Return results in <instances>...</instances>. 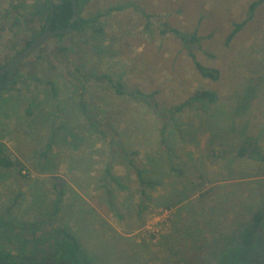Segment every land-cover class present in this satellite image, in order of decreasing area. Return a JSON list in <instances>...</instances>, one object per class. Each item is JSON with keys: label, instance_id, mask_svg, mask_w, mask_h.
Returning a JSON list of instances; mask_svg holds the SVG:
<instances>
[{"label": "rangeland", "instance_id": "1", "mask_svg": "<svg viewBox=\"0 0 264 264\" xmlns=\"http://www.w3.org/2000/svg\"><path fill=\"white\" fill-rule=\"evenodd\" d=\"M254 1L87 0L81 19L123 9L98 20L101 32L53 37L16 67L0 88V146L15 165L0 167V249L57 264L65 231L91 264H227L238 207L247 220L264 197V165L236 156L245 138L264 151V2L224 45ZM47 6L0 0V67L40 34ZM171 29L201 41L186 47ZM202 91L214 102L171 113Z\"/></svg>", "mask_w": 264, "mask_h": 264}, {"label": "trees", "instance_id": "2", "mask_svg": "<svg viewBox=\"0 0 264 264\" xmlns=\"http://www.w3.org/2000/svg\"><path fill=\"white\" fill-rule=\"evenodd\" d=\"M54 10H53V19L52 25L57 22L59 23L58 29H66L68 21L72 16V4L68 0H54ZM87 0H76L77 2V9L78 15L81 12L82 6L86 3ZM264 0H257L254 1L249 6V15L245 21H242L239 24H234L233 29L228 34L225 39L224 45L228 46L229 43L233 40V38L238 34L243 27L249 22L252 18V14L254 13L255 9L260 6ZM47 7H48V14L47 18L49 19L50 16V5L49 0H46ZM123 7H117L115 9L108 10L106 12H98L94 16H90L89 18H79L78 21L72 24V29L74 33L78 36H84L87 33H99L101 32V28L98 25V20L103 16L108 14L112 10H122ZM55 29V26H53ZM172 33L183 45L190 46V45H199L201 38L198 37L196 34H184L178 30L171 29L169 31ZM164 33V31H163ZM30 41H25L24 46H27ZM192 57V56H191ZM194 68L195 70L205 79H209L215 81L217 79V72L215 70L207 69L201 66L197 61H195L194 57H192ZM20 78L33 80L37 83L46 84L50 86L53 90V83L52 82H44L43 80H39L38 78L28 75L27 72H24ZM18 81L16 79H12V83L9 86L10 90H16V85ZM1 85V81H0ZM55 94V92H53ZM117 93L120 95L125 94L129 98L134 101L142 102L148 108L152 110H157L158 106L153 99L152 95H144L138 90H127L121 91L120 86L117 90ZM215 95L207 92L202 91L196 93L189 101L181 106L174 108L171 113L179 112L183 107L188 105L189 103H198L201 101H207L209 103L214 102ZM110 121V119H107ZM108 136L110 137L111 141H117V134L112 131L110 128L103 126ZM236 156L239 158L248 157L250 159H254L256 162L264 165V151L258 145V139L256 138H245L242 141L240 148L238 149ZM15 166L6 156H4L3 146H0V167L9 169ZM137 178L138 182L141 186V197L145 196V183L141 178V173L137 170ZM57 200L60 199L59 195L56 197ZM237 218L233 222L234 230L231 231V236H233V244H235V251L229 254V257L225 256V261L227 264H264V197L256 204L255 211H250L249 219L245 220V213L242 209V206L238 207L236 211ZM60 240L57 241L56 247L57 250L54 252L51 262L57 264H91L90 261L87 259L85 254L82 251L81 244L74 236L68 234L65 231H62L60 235ZM232 249V250H234ZM0 264H27L25 259L17 254H14L10 251L0 249Z\"/></svg>", "mask_w": 264, "mask_h": 264}, {"label": "water", "instance_id": "3", "mask_svg": "<svg viewBox=\"0 0 264 264\" xmlns=\"http://www.w3.org/2000/svg\"><path fill=\"white\" fill-rule=\"evenodd\" d=\"M72 4V16L69 20L68 26L66 29H56V30H44L38 34L27 46H25L20 52L14 55L4 66L0 67V77L5 76L4 84L0 88L6 85L7 79L10 77L12 71L23 63L28 57H30L35 51H37L42 45H44L51 38L65 35L71 32L73 29L71 25L78 21V9L76 0H68ZM50 5V18L53 17L54 10V0H49ZM48 25V24H47Z\"/></svg>", "mask_w": 264, "mask_h": 264}, {"label": "flooded vegetation", "instance_id": "4", "mask_svg": "<svg viewBox=\"0 0 264 264\" xmlns=\"http://www.w3.org/2000/svg\"><path fill=\"white\" fill-rule=\"evenodd\" d=\"M62 2H63V0H61ZM52 19H53V17L52 18H50V16H49V19H46V21H44L43 23H42V25H41V28H40V32L39 33H41V32H43L44 30H56V29H58L57 27L59 26V23H57V22H55L53 25H52ZM68 23H69V21H68ZM75 23V22H74ZM48 24V25H47ZM53 26H55V29L53 28ZM67 26H68V24H67ZM72 26V25H71ZM62 30V29H61ZM8 80V79H7ZM0 81H1V85H3L4 84V81H5V76H3V77H0ZM7 82V81H6ZM0 85V86H1Z\"/></svg>", "mask_w": 264, "mask_h": 264}]
</instances>
